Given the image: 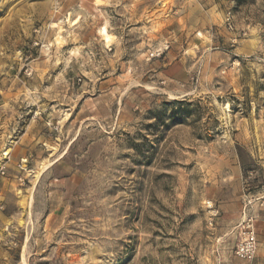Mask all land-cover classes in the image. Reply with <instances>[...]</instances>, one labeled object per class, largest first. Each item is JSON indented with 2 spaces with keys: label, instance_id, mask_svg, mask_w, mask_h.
<instances>
[{
  "label": "rangeland",
  "instance_id": "374dc122",
  "mask_svg": "<svg viewBox=\"0 0 264 264\" xmlns=\"http://www.w3.org/2000/svg\"><path fill=\"white\" fill-rule=\"evenodd\" d=\"M1 166L0 264H264V0H0Z\"/></svg>",
  "mask_w": 264,
  "mask_h": 264
},
{
  "label": "built area",
  "instance_id": "2783aa9c",
  "mask_svg": "<svg viewBox=\"0 0 264 264\" xmlns=\"http://www.w3.org/2000/svg\"><path fill=\"white\" fill-rule=\"evenodd\" d=\"M5 174V166L0 167V176ZM258 241L252 225H248L245 233L235 245V254L242 259H252L257 251Z\"/></svg>",
  "mask_w": 264,
  "mask_h": 264
},
{
  "label": "bare ground",
  "instance_id": "6f19581e",
  "mask_svg": "<svg viewBox=\"0 0 264 264\" xmlns=\"http://www.w3.org/2000/svg\"><path fill=\"white\" fill-rule=\"evenodd\" d=\"M57 25V24H56ZM59 27V26H58ZM60 32V31H59ZM62 35V33H60ZM62 38V37H61ZM61 38L59 40H61ZM62 157V156H61ZM25 259V258H24Z\"/></svg>",
  "mask_w": 264,
  "mask_h": 264
}]
</instances>
